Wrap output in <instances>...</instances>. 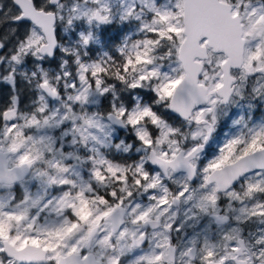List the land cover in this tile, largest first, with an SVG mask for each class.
<instances>
[{"label":"snow or ice","instance_id":"1","mask_svg":"<svg viewBox=\"0 0 264 264\" xmlns=\"http://www.w3.org/2000/svg\"><path fill=\"white\" fill-rule=\"evenodd\" d=\"M0 264H264V0H0Z\"/></svg>","mask_w":264,"mask_h":264}]
</instances>
